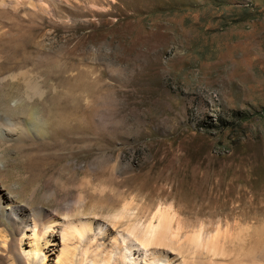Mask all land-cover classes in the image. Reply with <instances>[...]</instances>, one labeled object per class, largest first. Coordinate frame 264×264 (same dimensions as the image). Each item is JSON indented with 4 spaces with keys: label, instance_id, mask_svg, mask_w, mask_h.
<instances>
[{
    "label": "rangeland",
    "instance_id": "rangeland-1",
    "mask_svg": "<svg viewBox=\"0 0 264 264\" xmlns=\"http://www.w3.org/2000/svg\"><path fill=\"white\" fill-rule=\"evenodd\" d=\"M114 1L78 0L79 36L94 30L87 45L99 44L91 56L71 60L77 40L59 37L43 42L50 61L4 65L29 70L42 92L23 123L28 137L69 145L45 166L34 198L18 200L61 221L45 235L40 264H55L67 215L103 223L109 247L112 217L130 201L140 216L173 204L186 264H264V0ZM10 88L0 87V109ZM26 225L18 238L29 251ZM184 233L212 240L213 251L188 249Z\"/></svg>",
    "mask_w": 264,
    "mask_h": 264
},
{
    "label": "bare ground",
    "instance_id": "bare-ground-1",
    "mask_svg": "<svg viewBox=\"0 0 264 264\" xmlns=\"http://www.w3.org/2000/svg\"><path fill=\"white\" fill-rule=\"evenodd\" d=\"M62 1L70 4L73 9L68 13L63 11L60 5ZM92 14L95 18L96 15H111L112 12ZM19 17L28 25L22 27L17 21ZM81 17L83 13L79 9L78 0H0V87L8 84L12 88L11 93L7 95L6 106L0 109V223L3 219L6 224L0 229V260L6 264H32L35 255L36 264H40L45 258L43 247L50 242L45 235L54 230V227H59L61 221H58V216L52 215L43 207H29L27 204L25 206L19 204L18 200L27 203L34 198L38 187L45 180L42 174L45 166L58 153L66 151L69 145L51 139L37 140L28 137V129L23 123L39 111L33 99L35 96H42V92L33 88L29 70L18 68L19 70L13 71L4 65H20L25 68L33 62L50 61L51 57L43 53V42L48 41L51 45L58 42L59 37L66 41L77 40L73 52L68 57L71 60L80 61L86 56H91L92 54L87 52L98 49L99 44L91 42L90 46L87 45L90 38L96 34L94 30L79 36L85 28L81 24L83 21L79 20ZM5 18L10 21L9 24H4ZM87 23L88 27L92 25L90 21ZM45 27L49 31H44ZM86 76L87 74L79 72L75 79H83ZM57 117L63 125L66 117L63 107H60ZM3 152H13L14 158L9 160ZM52 194L53 191L48 196ZM132 203L125 202L113 215V243H109V247L105 249L103 237L98 235L103 230V223L65 215L67 219L62 221L63 225L58 232L60 250L55 264H137L138 256L145 255L146 252L148 258L144 264H172L176 257L178 259L174 262L186 264L185 257H179L182 248L175 240L181 231V222L173 204L163 206L159 203L146 215L140 216L137 213L138 208L135 209ZM28 221L32 224V240L29 242V251H24L18 235L20 236L23 227L28 226ZM118 228L121 230L117 231ZM184 237L188 249H206L207 252L214 249L213 241L201 240L198 233H184Z\"/></svg>",
    "mask_w": 264,
    "mask_h": 264
}]
</instances>
